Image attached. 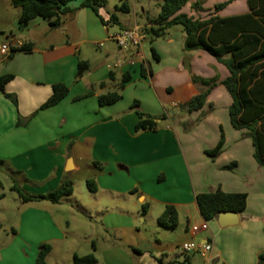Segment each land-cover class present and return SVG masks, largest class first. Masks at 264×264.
Wrapping results in <instances>:
<instances>
[{"label":"crops","instance_id":"crops-1","mask_svg":"<svg viewBox=\"0 0 264 264\" xmlns=\"http://www.w3.org/2000/svg\"><path fill=\"white\" fill-rule=\"evenodd\" d=\"M83 1L73 0L69 7L77 8ZM197 2L201 6L195 9ZM225 3L217 12L216 7ZM249 12L247 0H192L178 14L208 19ZM158 14L141 25L135 21L141 43L126 52L114 48L119 31L112 30L113 22L107 23L111 14L104 8L99 15L90 8L67 14L58 28L37 18L21 31L19 10L10 0H0V32L8 35L6 41L0 40V47L33 45L29 53L0 59V75L14 76L5 91L17 99L15 105L0 90L1 167L16 180L14 185L33 196L57 190L64 178L72 180L84 166L92 169L83 182L88 194L79 199L74 188L73 195L57 204L10 198L15 201L10 207L0 181V226L8 215L18 216L9 225L11 240L0 242V264H35L45 244L52 248L48 264H73L74 255L89 254L96 257V264H159V260L193 264L199 255L184 253V242L212 243L209 264H259L264 254V168L254 158L252 140L244 136L247 131H237L231 124L232 98L220 85L230 72L206 51L185 53L180 26L151 43L142 28ZM120 60L125 64L114 70L115 81L110 82V67ZM79 61L89 63L81 77ZM126 73L131 81L122 99L100 107L98 97L113 91ZM194 78L216 80L219 85L202 110L186 115L182 105L206 88ZM58 83L70 88L69 95L40 110ZM101 83L106 86L100 88ZM91 87L93 95L75 101ZM135 101L145 114L166 115L157 121V131L135 132ZM185 121L190 123L187 130L182 127ZM222 134L223 152L211 159L205 152L218 145ZM234 163L232 169L226 168ZM89 179L96 182L94 193L87 187ZM218 189L247 194L245 211L205 221L196 198ZM143 204L149 206L146 214L141 211ZM166 206L177 209L176 229L158 224Z\"/></svg>","mask_w":264,"mask_h":264},{"label":"trees","instance_id":"trees-1","mask_svg":"<svg viewBox=\"0 0 264 264\" xmlns=\"http://www.w3.org/2000/svg\"><path fill=\"white\" fill-rule=\"evenodd\" d=\"M11 5L19 10L18 27L25 30L32 20L41 18L49 21L52 28H58L63 18L67 14L75 13L82 8H90L95 14L105 8L108 0H84L79 7L71 8L69 3L73 0H10ZM192 0H161L160 12L155 19L149 20L142 31L153 43L156 40L164 39L168 31L174 26H180L185 34L183 50L185 53L193 51H206L215 56L218 61L227 67L230 72L229 77L223 80L222 85L230 94L232 104L229 107V116L233 128L237 131H247L244 136L251 138L255 152L254 158L257 164L264 168V0H247L250 12L244 15L232 17L211 16L208 19L190 17L186 14H178ZM228 3V2H227ZM221 4L216 7L217 12L226 5ZM200 2L193 6L198 9ZM120 11H130L127 3L117 7ZM119 23L115 14L110 16V21ZM33 50L32 44H24L12 47L6 58L10 60L17 52L29 53ZM156 59H159L154 48L151 49ZM89 69L87 61H79L77 76L81 77ZM143 77L146 76V68L141 66ZM14 79L11 74L0 75V90L4 95L17 105L14 95L8 94L5 88ZM109 81H115V71H110ZM131 81V75H122L120 82L113 91L102 94L98 97L100 107L112 105L122 99V92L125 85ZM196 84H202L206 88L189 102L182 105V111L191 114L204 108L212 90L219 84L216 80H204L194 78ZM106 83H101L100 88H104ZM70 92V88L65 84L53 85L51 97L40 107L46 110L58 105ZM94 94V88L87 95L78 97L75 101L81 100ZM138 115V122L135 132L157 131L158 120H165L166 115L151 116L139 110V102L132 105ZM24 123L19 121V125ZM225 137L222 134L218 145L205 152L211 159L217 158L224 148ZM3 160L0 158V166ZM97 166V163H95ZM234 164L226 167L232 169ZM87 187L90 192L97 191L94 179L87 180ZM20 199L27 202L47 200L57 204L65 197L74 193V183L69 178H64L60 187L46 196H33L26 194L17 185L12 187ZM200 213L205 221H213L221 213L241 214L247 206V194L226 193L218 189L211 193L199 194L196 198ZM148 204H143L141 211L148 212ZM159 226L168 229H176L179 223L177 209L173 206H166L163 213L157 219ZM51 246L45 244L41 247L35 264H48L47 256L51 252ZM97 259L93 254L73 257V264H96ZM159 264H163L159 260ZM259 264H264V254L259 256Z\"/></svg>","mask_w":264,"mask_h":264},{"label":"rangeland","instance_id":"rangeland-1","mask_svg":"<svg viewBox=\"0 0 264 264\" xmlns=\"http://www.w3.org/2000/svg\"><path fill=\"white\" fill-rule=\"evenodd\" d=\"M127 3V5L130 7V11H120L117 9L118 6H121L123 3ZM161 2V1H160ZM105 11H108L111 15L115 14L117 18H119L120 23H113L111 25V28L113 31H119V35L123 34L127 30H133L135 27V21L138 24H143L148 21V17L150 15L154 16L157 15V13L160 12V3L157 2V0H141V1H135V0H108L107 6L104 8ZM42 20L41 18H39ZM23 31V30H21ZM7 33L5 32H0V40L1 41H6L8 39ZM118 44L115 43L114 48H116V51H120L119 47L117 46ZM97 52V51H96ZM104 58V57H103ZM0 59L4 61V58L1 56ZM112 63L111 60H108ZM183 114L190 115L189 113L185 112L184 110L182 111ZM190 126V123L188 121H185L182 125L183 129L187 130L188 127ZM5 168V167H4ZM3 167L0 166V181L1 185L4 186L6 189L7 194L9 195L8 203L10 207H13V203H15L14 200H19V196L15 191H11V186L15 184V179L12 180V175L10 174L9 171H6ZM92 169H88L87 167H83V170L78 173V174H73L72 175V180L75 188V195L79 199H82L84 195H87V189H86V184H84V179L89 177L91 175ZM16 177V176H15ZM21 183V182H20ZM0 189H2L0 187ZM13 198V199H10ZM17 214L16 215H8L6 222L4 226H0V242H4L6 240H11L12 237V232L10 230V223L17 221L18 219ZM2 222H0L1 224ZM2 225V224H1ZM77 249L79 251H82L83 249V243L81 245L77 246ZM191 256H194L191 254ZM203 259L200 256H196V259L193 264H202Z\"/></svg>","mask_w":264,"mask_h":264},{"label":"built area","instance_id":"built-area-1","mask_svg":"<svg viewBox=\"0 0 264 264\" xmlns=\"http://www.w3.org/2000/svg\"><path fill=\"white\" fill-rule=\"evenodd\" d=\"M141 31L139 28H135L133 30H127L123 34L116 36V42L119 46V48L125 50L126 52H130V46H138L141 43ZM98 48L102 47V45L98 44ZM11 52V46L6 44L2 45L0 47V54L3 58H6ZM125 64L124 60L118 61L115 65L111 66V71H114L116 69H119ZM202 229L206 230L208 229V223L206 222ZM182 250L186 254H192L196 253L198 254L202 259V264H209L210 255L213 251V245L210 242L206 243H195V242H184L181 245Z\"/></svg>","mask_w":264,"mask_h":264},{"label":"water","instance_id":"water-1","mask_svg":"<svg viewBox=\"0 0 264 264\" xmlns=\"http://www.w3.org/2000/svg\"><path fill=\"white\" fill-rule=\"evenodd\" d=\"M159 121H160V120H159ZM69 163H70V165H71L72 161L70 160ZM220 215H222V216H226V215H233V216H236V213L226 212V213H221Z\"/></svg>","mask_w":264,"mask_h":264}]
</instances>
